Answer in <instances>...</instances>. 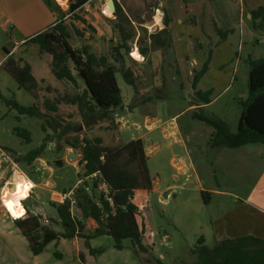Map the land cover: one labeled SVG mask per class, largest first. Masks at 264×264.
Instances as JSON below:
<instances>
[{
  "label": "rangeland",
  "instance_id": "374dc122",
  "mask_svg": "<svg viewBox=\"0 0 264 264\" xmlns=\"http://www.w3.org/2000/svg\"><path fill=\"white\" fill-rule=\"evenodd\" d=\"M71 1L51 0L49 4L41 0L56 13V21L61 20L69 30L71 47L88 44L91 52L106 56L109 64L120 68L110 48L127 34L129 51L121 49L123 66L132 70L140 93L158 86L162 96L129 111L134 90L116 72L122 107L110 119L93 117L84 124L75 105L61 103L58 114L62 121L56 125L62 133L59 137L43 120L18 115L3 98L22 106L40 105L44 98L81 93L84 84L72 63L69 67L76 81L58 80L48 53L40 52L36 43L21 45L23 33L31 31L32 20L44 19L40 0H0V62L6 48L15 59L31 64L37 81L31 95L18 88L13 77L0 67V147L9 152L11 159L1 164L0 193L11 186L13 177L16 188L25 192L21 197L27 198L22 200L24 207L17 204L11 215L20 217L25 211L38 214L42 224L61 231L51 203H57L61 194L82 187V181H86L79 161L81 138H100L103 145L113 147L141 137L153 183L150 190H135L132 202L139 210L137 223L148 251L141 253V258L133 252L128 239L122 240V248L117 249L111 236L100 235L88 240L91 248L102 249L95 255L88 253L89 246L81 237L51 241L43 252L33 255L14 223L15 217L7 215L0 204V264H193L196 259L192 249L200 236L204 245L211 247L216 239L227 236L225 226L231 216L245 225L249 206L264 211V145L212 146L214 128L192 118L200 100L191 87L193 70L200 68L210 51L208 69L197 84L202 91L211 90V101L203 105L202 111L224 120L229 131L234 132L240 102L247 97L248 58L264 57V19L252 20L249 13L264 6V0H164L169 11L160 5L162 0H115L131 21L122 23L123 34L116 27L117 19L108 0H90L78 9L93 29L68 13ZM157 14L162 24L165 18H173L174 22L167 28L168 46L154 50L149 36L157 30ZM214 26L226 31L224 38ZM132 49L139 52L142 60L131 56ZM141 49L146 50L144 55ZM14 127L27 129L31 141L26 143L18 137ZM42 142L45 147L39 157L29 163L15 161ZM68 152L75 156L68 157ZM87 188L84 191L90 193L89 185ZM71 212L79 213L76 207ZM83 223L85 233L96 225L91 219H83Z\"/></svg>",
  "mask_w": 264,
  "mask_h": 264
},
{
  "label": "trees",
  "instance_id": "16d2710c",
  "mask_svg": "<svg viewBox=\"0 0 264 264\" xmlns=\"http://www.w3.org/2000/svg\"><path fill=\"white\" fill-rule=\"evenodd\" d=\"M113 1L115 5L113 16L117 19L116 27L119 33L123 34L122 23H130L131 21L123 8L115 0ZM48 2L50 4L51 0H48ZM86 2L87 0L71 1L68 13L73 16L74 20L93 29L88 21L78 13V9ZM249 13L252 20L264 19V6H258L256 9L250 10ZM168 22L169 20L165 18L164 27L150 34L149 41L152 49H165L168 46ZM214 29L220 37H225L226 31L219 29L217 26H214ZM128 37L127 34H123L121 42L110 48L114 61L120 65V68H116L107 62L106 56H97L91 52L88 44H84L80 48H72L69 43V30L61 20L55 21L51 27L31 36L23 44L36 43L40 52L50 55L53 66L52 72L58 80L65 79L73 83L76 81V77L69 67V63H72L77 77L84 84V89L81 93L73 95L64 94L52 99L44 98L40 105L22 106L14 100L6 98H3V100L10 108L15 109L18 115L37 117L43 120L59 137H62V133H59L58 128H56L59 123L58 120L62 121L58 114V105L61 103L75 105L81 117V122L84 124H88L93 117L98 120L110 119L112 113L122 107L120 88L115 76L116 72H120L123 80L132 86L134 90L132 101L128 106L129 111L148 101L161 98L162 89L158 86H153L150 91L140 93L132 70L123 66L121 49H124L125 52L129 51ZM3 49L5 54L9 53V50ZM140 52L144 55L146 50L141 49ZM209 60L210 51L200 68L194 69L192 73L191 87L193 93L200 100L199 110L192 113V118L214 128L211 136V143L214 147L236 148L250 143L264 145V57L258 59L248 58L247 97L240 102L241 111L234 132L229 131L224 120L203 114V105L211 101V90L202 91L197 87V84L208 69ZM0 67L13 77L18 88L29 92L31 95L34 94L37 81L31 73L32 67L29 62L15 59L9 54L0 64ZM42 130H45L43 124ZM13 132L26 143L31 141L30 132L27 129L14 127ZM46 140L47 135L44 142ZM44 142L22 156L15 158V161L28 163L33 161L42 153L45 147ZM70 146L76 148L77 145L71 144ZM78 147L81 153L79 161L83 166V176L86 177L96 173V176L90 182L83 180L82 187L73 191L79 218L72 214L69 202L66 200L62 203H51L55 207L57 221L62 227L61 231L57 232L50 229L42 224L40 215L29 214L28 212L23 216L21 215L22 217L14 215L16 227L27 239L29 249L33 255L43 252L47 243L61 238L81 237L86 240L88 247L89 239L100 235H108L112 237L113 246L117 249L122 248V240L128 239L133 252L142 258L141 253H146L148 250L142 243V229L137 223L139 210L132 200L135 190H150L153 183V178L148 170L147 155L142 140L136 138L110 147L103 145L100 138L90 140L83 137ZM101 182H105L109 187L110 202L98 190V185ZM88 185L90 193L84 191V187H88ZM95 191L98 192V195H95ZM12 211L16 212L15 210ZM83 219H91L96 223L91 232L85 233L83 231ZM38 230L42 232L39 233ZM101 251L100 248L95 249L90 246L88 248V253L92 255ZM192 253L196 259L193 264H264V237L253 233L237 237L223 235L216 239L213 246L207 247L204 245V238L200 236L197 239V245L192 249ZM157 263L163 264L160 261Z\"/></svg>",
  "mask_w": 264,
  "mask_h": 264
},
{
  "label": "crops",
  "instance_id": "0c3cea01",
  "mask_svg": "<svg viewBox=\"0 0 264 264\" xmlns=\"http://www.w3.org/2000/svg\"><path fill=\"white\" fill-rule=\"evenodd\" d=\"M40 3H42L41 0H40ZM160 5H162L163 7H165L167 9V11H169L168 6H166L164 0H162L160 2ZM41 8L43 10V18L44 19L42 21L41 20H36V21L32 20L33 23L29 27L31 29V31L23 33L22 38L20 39V42H22L21 45H23V42H25L31 36L35 35L38 32H41L43 30L48 29L49 27H51L55 23L56 17H57L56 13L53 12V10H49L48 6L45 7L43 3H42ZM184 8H186V7H184ZM50 14L52 15L51 18H49ZM154 18H155V16H154ZM157 18H160L158 16V14H157L156 19ZM173 22H174V19L169 18L167 28H168V26H171V24ZM155 25L157 27L156 28L157 29L156 32H157L164 27V22L162 24V22L160 21L158 24H155ZM32 44H31V46H32ZM139 138L141 139V137H139ZM145 152H146V150H145ZM11 179L16 184V180L13 177ZM25 189H22V190H25ZM8 190H9V188H7V190L4 193L8 192ZM15 191L17 193H21L20 190H18L16 187H15ZM252 212H254L253 215H252ZM245 213L247 216L246 221H248V222H245V225L242 222L240 223V221L236 218V216L230 217V219L227 221L226 226H225V232L227 233V236L228 237H237V236L244 235L247 233H253L257 236L264 237V211L258 207L255 208L253 206H249ZM234 215H236V212H234ZM76 216H78V218H79V213L76 214ZM243 226H246V227L244 228ZM55 242H57V241H55Z\"/></svg>",
  "mask_w": 264,
  "mask_h": 264
},
{
  "label": "built area",
  "instance_id": "2783aa9c",
  "mask_svg": "<svg viewBox=\"0 0 264 264\" xmlns=\"http://www.w3.org/2000/svg\"><path fill=\"white\" fill-rule=\"evenodd\" d=\"M90 0H87V2H89ZM11 54V51L5 55L4 59L0 62V64L5 60V58ZM11 162V159H10V155H9V152L4 148V147H0V168H1V164H5L6 162ZM96 176V173H92L91 175L89 176H86L85 177V180L86 181H90L93 177ZM26 179H28L27 177H25ZM80 182V181H79ZM33 188V187H32ZM32 188L29 189V195H30V192L32 190ZM85 189H88L87 186H85ZM98 190L103 194L104 198L107 200V201H111V198L109 197V187L108 185L105 183V182H101L99 185H98ZM73 191L74 190H71L69 191L67 194L63 193L59 196V199H58V202L59 203H62L64 201H68L69 202V207H70V210L73 209L75 206V199L73 198ZM28 195V196H29ZM3 193H2V190H1V193H0V204L2 205V208L5 210L4 212L7 214V215H10L12 218H14L11 213H10V210L8 209V207L5 205V203H3ZM27 198V197H26ZM26 198H20V199H17V197H13L12 198V201H16L18 200L21 205L24 207V205L22 204V200L26 199ZM25 209V208H24ZM26 213V211H25ZM24 213V214H25ZM23 214V215H24ZM22 215V216H23ZM21 216V217H22ZM15 219V218H14Z\"/></svg>",
  "mask_w": 264,
  "mask_h": 264
},
{
  "label": "bare ground",
  "instance_id": "6f19581e",
  "mask_svg": "<svg viewBox=\"0 0 264 264\" xmlns=\"http://www.w3.org/2000/svg\"><path fill=\"white\" fill-rule=\"evenodd\" d=\"M111 9V8H110ZM106 14H109L108 13V10H105ZM154 21V20H153ZM160 21V18H157L155 19V24H158V22ZM151 22V21H150ZM152 23V22H151ZM150 25V24H149ZM151 27V26H150ZM148 28V27H147ZM131 56L135 59V60H142V56L139 54V52L136 50V49H132L131 50ZM10 183H11V186L9 187V190L8 192L4 193L3 194V203H5V205L8 207V209L10 211L12 210H15L16 207H17V204H19L20 202L18 200L16 201H12V198L13 197H17V199H20L22 198L20 195L23 193H17L15 191V187H16V184L15 182L11 179L10 180ZM5 190V188L3 189V191ZM2 191V193H3Z\"/></svg>",
  "mask_w": 264,
  "mask_h": 264
},
{
  "label": "water",
  "instance_id": "95a60500",
  "mask_svg": "<svg viewBox=\"0 0 264 264\" xmlns=\"http://www.w3.org/2000/svg\"><path fill=\"white\" fill-rule=\"evenodd\" d=\"M107 3H108V6H109V8H111V10H112V12L115 10V5H114V1L113 0H108L107 1ZM67 156L68 157H73V156H75V154L73 153V152H68L67 153ZM59 162V161H58ZM4 210V209H3ZM5 211V210H4Z\"/></svg>",
  "mask_w": 264,
  "mask_h": 264
}]
</instances>
